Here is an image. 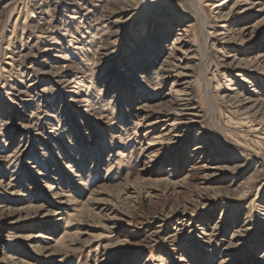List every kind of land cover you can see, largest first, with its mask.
Here are the masks:
<instances>
[{
	"label": "rangeland",
	"instance_id": "rangeland-1",
	"mask_svg": "<svg viewBox=\"0 0 264 264\" xmlns=\"http://www.w3.org/2000/svg\"><path fill=\"white\" fill-rule=\"evenodd\" d=\"M207 5L0 0V264H264V13Z\"/></svg>",
	"mask_w": 264,
	"mask_h": 264
},
{
	"label": "bare ground",
	"instance_id": "bare-ground-1",
	"mask_svg": "<svg viewBox=\"0 0 264 264\" xmlns=\"http://www.w3.org/2000/svg\"><path fill=\"white\" fill-rule=\"evenodd\" d=\"M73 1H75V0H73ZM186 1H189V0H186ZM95 2H97V1H95ZM205 2L208 3L207 6L209 7V9L212 8L215 11L214 13L217 14L216 18H217L218 22H223L224 20H227L231 15H235V14L240 15L242 13L243 14L244 13H248V12L253 11V10L257 11L256 10L257 8H258V12L264 13V0H205ZM99 6H98V8H99ZM196 9H197V11H196ZM200 10L201 9H199V8H195V11L201 15L203 13V11H200ZM88 13H89V11H88ZM203 14L206 15V12L203 13ZM175 21H177V20L175 19ZM50 22H52V21H50ZM36 27L38 29L37 32L41 35L42 39L43 38H47V39L48 38L49 39L52 38L53 30L56 28V26H54L51 23H47V24L45 23V24H42V25H37L36 24ZM192 27L189 26L187 29H185V33L192 34V32H193ZM256 27H258V26L256 25L255 28ZM220 28H223V29L217 30L214 34L217 37H219V36L221 37L222 36L223 40H224V37L226 35L225 31H227L226 25L223 24V25H221ZM160 30H162V29H160ZM176 38L179 39V42L174 43V44H177V45L181 44L180 41L184 39V34H178ZM173 48H174V51L180 52V56L178 58H175V60L178 62V64L176 65V68L184 70V71L188 70L189 66L191 64L190 61L191 60L193 61V59H195V57L193 55L191 56V49H185V47H182V49H177L176 46H174ZM157 49L159 50V48H157ZM52 50H53L52 46L48 44L45 47V50H43V52H41L39 54V56L37 57V63L44 64L45 62H48V60L45 57H48ZM170 50L173 51L172 48ZM158 53H160V51H158ZM262 57H264V54H263ZM51 60H53V58H51ZM13 61L14 62L16 61L15 57H13ZM173 66H175L173 61H169V60H165L164 61V66L163 67L172 68ZM60 68L61 69H51L52 71L45 72L44 74L52 75L55 78V80H58V78H60V77L64 78L63 81H62L64 86H65L64 88L67 89V90L72 89L70 91V93L73 92V94H74V91L76 89V79L75 78H67L66 77V72L68 71V68H69L68 66H64L63 67V65H62ZM16 70H19V69H16ZM32 73H34V72H32ZM180 75H182V74H180ZM33 76H34V74H33ZM173 76L177 77L178 75L174 74ZM35 85H36V83H33L29 87L32 88V87H35ZM51 89H53V86L52 87L51 86H47L44 89H42L41 91L45 92V93H50ZM31 91L33 92V89H31ZM172 93L179 95V99H182V96H184V91L172 90ZM11 94H13V93H11ZM136 116L139 117V118L140 117L144 118L145 114L143 112H139L138 114H136ZM154 124H155V122L152 121L151 123H147L146 126H147V128H150ZM178 124H179V126L181 125V123H176L175 122L172 125L173 126L172 129L180 128V127H178ZM253 127H255V126H251L249 128L250 132H258L259 129H255ZM155 139H156V141L150 142V144L147 146L148 151L152 150L151 155L148 156V157H150V159H153L154 157L157 158V155L160 152L159 151L160 149L158 147H160L163 144L161 142L163 137H162L161 140L159 138H155ZM162 141H164V140H162ZM147 148L145 149V151L147 150ZM202 148H203L202 146H198L196 148V151H202ZM13 156H15V155H13ZM185 217H186V215H183L182 218L185 219ZM180 262L184 263L186 261L184 259H181Z\"/></svg>",
	"mask_w": 264,
	"mask_h": 264
}]
</instances>
